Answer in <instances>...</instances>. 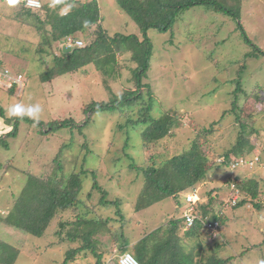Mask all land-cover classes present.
Returning <instances> with one entry per match:
<instances>
[{
  "label": "rangeland",
  "instance_id": "rangeland-1",
  "mask_svg": "<svg viewBox=\"0 0 264 264\" xmlns=\"http://www.w3.org/2000/svg\"><path fill=\"white\" fill-rule=\"evenodd\" d=\"M69 1L74 3L62 5L59 14L61 9L69 10L71 5L75 7L92 0ZM96 1L100 26L108 37L113 38L115 34L140 36L139 28L118 7L117 0ZM22 2L12 8L0 4V108L4 110L3 116L0 115L2 137L5 130L15 123V118L8 119L5 112L16 103L25 106L39 104L42 109L39 122L43 124L55 120H71L81 124L85 119L82 111L84 104L109 102L111 93L119 96L134 90L130 72L136 65L131 61L129 52L117 55L116 76L113 78L104 77L93 64H88L81 73L41 82V71L52 67V58L43 56L45 63L41 66L40 55L36 54L41 36L35 22L23 14ZM40 2L49 7L50 0ZM224 2L226 7H234L233 11L239 10L238 20L204 7H194L179 15L171 32L160 33L151 29L147 33L152 54L148 79L143 82L149 83L153 92L154 100L149 102L152 104L150 115L156 119L162 113L177 117L178 123L172 135L151 144L142 143L139 129L144 126L135 121L140 120L141 111L147 106L146 96L132 107L121 105L126 107L121 108L120 112L94 114L81 133L77 128H64L55 133L42 134L46 128L20 121L16 136L4 137V142H0V219L14 205L12 195L23 189L28 174L40 176L42 180L51 176L56 181L62 172L71 173L75 166L78 172L83 164L82 168L88 172L81 177L80 198L94 211L95 216L117 217L115 207L106 208L98 204V192H94L90 200L86 198L93 184V172L99 186L108 194L107 199L120 205L123 220L126 221L124 234L132 244L169 218H183V212L188 208H192L196 215L201 213L198 205L204 203L208 199L206 193L211 192V196L217 198L215 204L218 208L220 202L224 204L222 214L226 220L220 227L217 223L215 231L207 229L204 232L202 238L208 236L202 240L205 256L211 255L208 248L223 244L218 256L230 259L228 264H261L264 261V245L261 244L264 240V56L252 59L253 48L246 44L244 36L264 52V9L261 12L263 27L257 26L259 6L262 4L264 7V0ZM39 16L44 20V12H40ZM45 30L49 32V26L45 25ZM94 30L95 26L84 34H78L84 46L95 40ZM56 45L53 47L57 48L59 44ZM237 78L242 90L238 94L241 120L259 129L260 133L256 151L252 156L245 157L247 166L230 171L226 165L216 164L219 156L229 152L240 129V123L235 122L232 115L221 117L231 108ZM14 83L16 88L10 92L8 88ZM257 88L256 93L262 96V100L253 97ZM218 121V125L205 133L204 130L210 129L211 123ZM250 131L247 129V133ZM84 143L87 149L82 151ZM193 143L198 144L201 152L210 159L206 179L197 184L193 192L197 202L188 207L182 198L179 205L171 197L134 212L144 182L142 172L136 167L159 166L187 151ZM55 158L57 161L53 163ZM131 164L135 166L133 169H130ZM57 166L62 171H58ZM236 176L246 182L254 181L257 184V197L250 201L248 195L240 192V199H246L247 203L232 208L233 205L228 203L236 189L232 183H228V179ZM256 203L259 208L253 206ZM64 215L62 221L69 216L68 212ZM111 226L109 236L116 239L121 232L120 224ZM57 229V220H53L44 236L35 238L0 222V243L17 250L15 264H58L65 250L76 245L68 241L63 245H53L58 240L54 234ZM109 236H103V241H109ZM127 250L133 255L130 247ZM109 251V258H116L119 264L122 251L113 246ZM242 251H245L244 256L240 255ZM77 258L74 264L94 262L89 255H79Z\"/></svg>",
  "mask_w": 264,
  "mask_h": 264
},
{
  "label": "trees",
  "instance_id": "trees-1",
  "mask_svg": "<svg viewBox=\"0 0 264 264\" xmlns=\"http://www.w3.org/2000/svg\"><path fill=\"white\" fill-rule=\"evenodd\" d=\"M63 1L52 10L49 9L47 4H42V8L37 11L27 9L24 7L23 2L21 4L23 14L35 22L34 25L41 36L36 50V54L40 55L39 62L41 66L45 63L43 62V56L48 55L52 58V67L41 71L40 81L49 82L66 74L81 73L84 66L88 64H93L104 77L113 78L116 76L117 55L129 52L131 61L136 65L130 72V80L133 83L134 90L127 91L119 96L111 93L112 99L109 102L92 101L84 104L82 111L85 119L81 124L71 120H55L47 124L39 122V124H36L37 126L47 129L42 134L55 133L64 128H77L81 133L87 124L92 121L94 114L98 112H120L121 108L126 107L121 105L128 104L132 107L134 104H138L139 101L144 100L143 98L146 96L147 106L142 109L140 120L135 121L144 126L140 128L141 130L139 129L142 143L151 144L172 135L173 129L178 123L177 117L162 113L156 119L150 115L152 104H149V102L154 100L152 97L153 92L150 84L143 82L148 79L147 74L152 54V44L147 35L148 31L154 29L160 33L171 32L179 15L194 7H204L218 14L231 16L235 20L240 18L239 10L233 11L234 7H226L225 0H117L118 7L139 28L140 36L115 34L113 38H110L101 29L99 6L96 0L78 4L75 7L71 5L67 14L61 15L58 12L62 5L74 3L69 0ZM232 5L235 6L233 1ZM40 12H44V20L40 18ZM45 25L49 26V32L45 30ZM94 26L96 38L93 42L83 48H72L70 52H63L62 46L68 38H77L76 35L84 34ZM244 38L246 44L253 48L252 59L257 58L259 55L264 56V52L253 45L247 37L244 36ZM55 44H59L56 45L57 48L53 47ZM238 74L241 76V73ZM235 83L231 108L222 113L221 117L224 118L228 114L232 115L235 122L240 123V129L229 152L219 156L224 158L225 162L216 164L217 166L226 165L230 171H234L230 169L229 164L227 165L230 159H246L245 157L253 155L259 142L258 134L260 133L259 129L252 128L249 124L242 122L238 106V94L242 93L240 79L237 78ZM15 88L16 85L13 84V87L8 89L13 92ZM258 88L255 90L256 95L253 97H260L256 93L259 90ZM259 99L262 100V96ZM3 114L4 110L0 108V115L3 116ZM20 121L35 125L34 121L27 117L23 119L15 118L14 125L5 130V136L0 135V142H4V137L8 139L16 136L17 124ZM219 123L220 121L211 123L210 129L204 130L205 133H209ZM247 129H251V131L247 133ZM84 149H87L86 143L81 146V150ZM56 161L57 158L53 159V163H56ZM209 161L210 159L201 152L198 144L193 143L187 151L169 158L159 166L153 164L146 168L136 167L138 171L142 172L144 182L134 206V212L147 209L171 197L180 205V198L184 200L186 193L195 191L196 185L206 179ZM82 166L78 172H76V166L71 173L65 174L62 172L60 178H57L56 181L51 176L42 180L40 176L26 172L28 175L26 176L25 186L17 194L12 195L15 203L9 213L0 219V222L6 227L27 236L41 238L47 232L51 222L57 220L58 229L54 231V234L58 240L53 245H63L65 241L78 244L74 248L67 249L58 264H74L79 255H93L95 262L101 263L102 253H98L100 252L98 245L103 244V236L111 234V225L115 223L120 224L121 232L116 239L109 236V241H112L116 249L122 251V254L130 247L134 257L140 264L229 263L230 259H223L218 256V251L223 248V244H215L212 248H208L211 255L207 257L205 256L206 249L202 245L203 238L208 237L205 235L202 238L204 232L207 231L205 223L216 222L220 227L226 220L222 214L224 204L220 202L218 208L215 204L217 198L211 196V192L206 193L208 199L204 203H199L201 213H197V216L200 217L198 216L199 218L190 227H185L183 218H169L156 230L143 235L142 238L132 244L124 234L123 229L126 221L123 220L124 216L120 210V205L118 202H111L107 199L108 194L99 186L93 172L91 173L93 184L86 198L90 200L93 193L98 192L100 194L98 204L106 208L115 207L117 217L103 218L98 214L95 216L94 211L90 210V207L86 206L80 198L82 190L81 177L88 172ZM134 167V164L130 165V169ZM57 168L58 171H62L60 166H57ZM229 179L228 183L234 184L239 191V196L242 192L250 197V201L256 199L257 184L254 181L246 182L242 180L243 178L237 176ZM181 193L183 194L181 195ZM246 203V199L241 200L239 197L237 203L231 207H241ZM253 206L259 208L257 203ZM70 210L76 212L70 213ZM67 212L69 216L62 221L64 214ZM181 231L183 232L182 236L179 234ZM261 244L264 245V240ZM246 252H248L247 249ZM244 254L245 251H242L240 255L244 256ZM17 257V250L0 243V264H15ZM110 260L112 264H117L116 258H110Z\"/></svg>",
  "mask_w": 264,
  "mask_h": 264
},
{
  "label": "built area",
  "instance_id": "built-area-1",
  "mask_svg": "<svg viewBox=\"0 0 264 264\" xmlns=\"http://www.w3.org/2000/svg\"><path fill=\"white\" fill-rule=\"evenodd\" d=\"M38 3L40 4V7L39 8H36L35 6H33L32 8H29V9H33V10H40L42 8V4L41 2L38 0ZM66 46H69L70 48H83L84 47V43L77 39V40H73V39H67L66 43L64 44ZM20 79V77H19ZM17 83V82H15ZM14 83V84H15ZM12 86V85H11ZM225 160L224 158L220 157L218 158V163H224ZM247 160L245 159H230L228 162H227V165L229 164V167L230 169L234 170V169H237L241 166H247ZM252 165V164H250ZM234 185V184H232ZM234 188L236 189V191H234L233 195L231 196V201L228 203V205H235L239 199V191L238 189L234 186ZM196 201V196L194 194H188L186 195V205L189 207L191 206L192 204H194ZM197 202V201H196ZM183 219L185 220V225H186V228L190 227L194 221L199 218L197 217V215L194 213V210L192 208H188L185 212H183ZM205 226L206 228L210 231V232H213L215 231V229L217 228V223L216 222H213V223H205ZM119 264H140L136 259L135 257L126 252V253H123L120 257V260H119Z\"/></svg>",
  "mask_w": 264,
  "mask_h": 264
},
{
  "label": "clouds",
  "instance_id": "clouds-1",
  "mask_svg": "<svg viewBox=\"0 0 264 264\" xmlns=\"http://www.w3.org/2000/svg\"><path fill=\"white\" fill-rule=\"evenodd\" d=\"M21 2H22V0H0V4H3L4 6H7L8 8L15 7L18 4H20ZM61 2H62V0H50L49 7L50 8H55ZM23 5L27 9L32 8L33 6H35L36 8L40 7V4L38 3V0H23ZM31 10H33V9H31ZM33 11H37V10H33ZM67 11H68V9H61V13L60 14L61 15H66ZM75 39L76 38H74L73 40H75ZM63 46H66V45H63ZM14 85H16V84H14ZM41 111H42V109H41V106L39 104L25 106L23 103H16V104L11 105V106H9L7 108V110L5 112V116L8 119H12V118L23 119L24 117H27L29 119H32L35 124H39V114H40ZM189 192H191V191H189ZM192 193L185 194V199H184V204L185 205H186V195L192 194ZM195 196H196V194H195ZM261 264H264V261H261Z\"/></svg>",
  "mask_w": 264,
  "mask_h": 264
},
{
  "label": "crops",
  "instance_id": "crops-1",
  "mask_svg": "<svg viewBox=\"0 0 264 264\" xmlns=\"http://www.w3.org/2000/svg\"><path fill=\"white\" fill-rule=\"evenodd\" d=\"M263 9H264V7H263V5L262 4H260V6H259V13H258V17H257V20H258V27H263V21H262V16H261V12L263 13ZM263 15V14H262ZM76 39H80V38H78L79 36L78 35H76ZM75 39V40H76ZM86 68V67H85ZM85 68H83V70L85 69ZM82 70V71H83ZM53 80V79H52ZM157 229V228H156ZM156 229H154V230H156ZM154 230H152V231H154ZM151 231V232H152ZM150 233V232H149ZM148 234V233H147ZM145 235V234H144ZM27 236V235H26ZM30 237V236H29ZM143 237V236H142ZM141 237V238H142ZM107 238H109V237H107ZM69 243H71V244H74V245H76L77 246V243H75V242H72V241H68ZM102 242H103V244L102 245H98V250L100 251V252H98V253H102V259H101V263H98V262H95V260H93L94 262H93V264H109V263H111V260H110V258H109V254L111 253V252H109L108 250H109V248L110 247H115V244L112 242V241H110V243H109V241H103V238H102ZM70 248H74V247H70ZM70 248H68V249H70ZM66 251V250H65ZM128 251V250H127ZM109 252V253H108ZM91 257H93V258H95L93 255H90ZM84 257H86V256H84ZM77 262V261H76ZM112 264V263H111ZM118 264V263H117Z\"/></svg>",
  "mask_w": 264,
  "mask_h": 264
},
{
  "label": "water",
  "instance_id": "water-1",
  "mask_svg": "<svg viewBox=\"0 0 264 264\" xmlns=\"http://www.w3.org/2000/svg\"><path fill=\"white\" fill-rule=\"evenodd\" d=\"M63 52H70L72 49L69 46H62Z\"/></svg>",
  "mask_w": 264,
  "mask_h": 264
}]
</instances>
